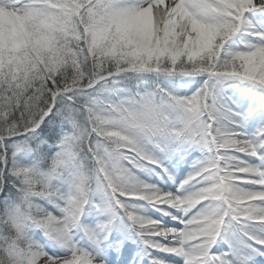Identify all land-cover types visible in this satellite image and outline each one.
Listing matches in <instances>:
<instances>
[{
	"label": "snow or ice",
	"instance_id": "obj_1",
	"mask_svg": "<svg viewBox=\"0 0 264 264\" xmlns=\"http://www.w3.org/2000/svg\"><path fill=\"white\" fill-rule=\"evenodd\" d=\"M0 264H264V0H0Z\"/></svg>",
	"mask_w": 264,
	"mask_h": 264
}]
</instances>
